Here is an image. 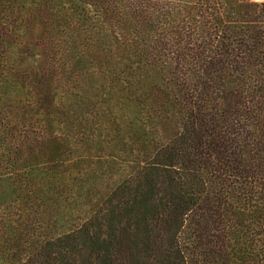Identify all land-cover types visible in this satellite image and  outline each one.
<instances>
[{
	"label": "trees",
	"instance_id": "1",
	"mask_svg": "<svg viewBox=\"0 0 264 264\" xmlns=\"http://www.w3.org/2000/svg\"><path fill=\"white\" fill-rule=\"evenodd\" d=\"M0 264H264V1L0 0Z\"/></svg>",
	"mask_w": 264,
	"mask_h": 264
},
{
	"label": "crops",
	"instance_id": "2",
	"mask_svg": "<svg viewBox=\"0 0 264 264\" xmlns=\"http://www.w3.org/2000/svg\"><path fill=\"white\" fill-rule=\"evenodd\" d=\"M259 1H264V0H259Z\"/></svg>",
	"mask_w": 264,
	"mask_h": 264
}]
</instances>
